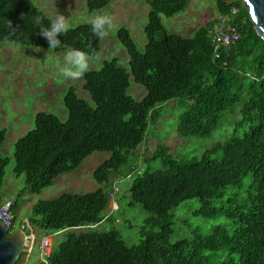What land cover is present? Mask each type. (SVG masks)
<instances>
[{
  "label": "trees",
  "instance_id": "16d2710c",
  "mask_svg": "<svg viewBox=\"0 0 264 264\" xmlns=\"http://www.w3.org/2000/svg\"><path fill=\"white\" fill-rule=\"evenodd\" d=\"M113 1L87 3L94 11ZM145 1L151 7L145 51L140 50L129 27L121 26L117 33L129 53L130 68L114 58L100 69L89 70L83 77L89 98L80 96L73 85L64 91L67 120L40 111L35 127L17 140L13 173L25 176L27 185L37 193L62 174L81 167L95 152L110 153L93 172L99 185L96 190L40 199L29 220L43 231L41 238L68 228L65 239L54 246V264H264V39L243 0H215L220 15L238 9L233 23L242 35L236 45L221 46L217 51L209 30L219 17L186 37L170 31L162 15L185 12L191 0ZM35 16L43 17V26H49L52 16L35 0H0V44L49 48L34 23ZM60 39L61 45L53 48L58 52L73 48L102 51L103 39L93 35L89 23L70 26ZM133 79L146 88L141 100L130 93ZM174 101L183 109L178 123L181 136L211 137L225 119L231 125L236 120L235 129L231 131L230 125L201 156L176 155L164 144L151 155L139 153L149 119L153 125L159 120L161 112L153 109ZM247 124L250 130L242 135ZM7 135L8 129L1 128L0 190L13 160L2 151ZM220 152L221 160L212 158ZM141 157H145L143 172ZM131 172V185L125 188L131 193L129 205L141 204L151 213L140 243L128 244L118 228L100 229L103 223L81 231L72 229L102 222L110 204L107 186ZM249 176L246 192L232 193L226 204L217 205L220 194L231 187L242 189ZM191 198L200 200L196 215H226L236 221L234 232L229 234L218 226L209 234L195 231L192 238L172 242V211ZM226 249L231 255L221 261H213L205 253Z\"/></svg>",
  "mask_w": 264,
  "mask_h": 264
},
{
  "label": "rangeland",
  "instance_id": "374dc122",
  "mask_svg": "<svg viewBox=\"0 0 264 264\" xmlns=\"http://www.w3.org/2000/svg\"><path fill=\"white\" fill-rule=\"evenodd\" d=\"M35 1L52 17L57 12L65 15L70 26L89 23L90 18L97 13H107L113 18V26L109 30V35L102 40V51L99 54L101 59L99 61L95 58L91 59L90 70L100 69L107 60L114 58L119 59L123 66L130 68L129 53L117 35L121 26H127L131 29L140 50L145 51L146 49L148 38L145 29L149 23L151 7L145 0H114L106 8L94 11L89 10L88 0ZM219 16L215 0H191L185 12L173 17L162 15L164 23L170 31L186 37L192 36L199 26L207 24ZM68 50L70 49L58 52L53 48L27 46L17 42L0 44V129L4 127L8 129L7 141L2 151L12 159L15 155L17 140L35 127V118L38 112H52L61 117L62 120H67L68 111L63 102V94L68 87L73 85L77 88L80 96L90 97L89 92L83 87V78L78 80L65 79L59 73L58 66L63 64V57ZM130 93L136 99L141 100L146 93V88L133 79ZM153 110L161 112L159 120L157 124L153 125L152 120L149 119L150 123L138 144V152L145 153V155H151L159 144H164L170 146L172 153L176 155L201 156L212 147L217 139L222 138L228 132L231 125L230 122L226 123L227 120L225 119L226 121L224 120L220 130L211 137H185L181 136L178 130L179 113L183 110L178 102L174 101ZM228 117L233 119L232 114H229ZM236 123V120L232 122L231 131L235 129ZM222 128L224 129L222 130ZM249 130L250 125L247 124L240 133L243 135ZM222 156L220 152L212 158L221 160ZM109 157V152L99 151L89 156L81 165L79 172L82 177L86 180V177H89L93 184H98L93 178L94 169ZM140 161V171L143 172L145 171V157H141ZM151 162L155 163V161ZM13 163L14 159L7 168V176L0 190V195L17 196L18 204L13 209L14 228L18 230L23 221L25 222V219L28 218L30 223L28 231L33 229L37 235L35 241L38 243L43 231L31 224L29 220L33 215V203L44 197L55 199L61 193L79 194L94 190L87 184L75 189L73 188L74 184L68 182V184L61 186L47 187L41 193H37L27 185L25 176L17 177L14 175ZM251 178L249 176L245 179V186L242 189L231 187L225 194H220L216 202L217 205L226 204L232 193L241 192L243 194L246 192ZM131 182V180L121 182L120 190L115 196L120 208L112 212L110 202L106 210V214L110 215V218L105 220L100 229L118 228L127 243L133 245L142 241V230L151 213L141 204L129 205L131 193L125 188L128 189ZM113 187L114 184L107 186V192H110ZM199 205V198H191L182 202L172 211L174 215L172 242L183 238H192L195 231L209 234L213 228L218 226L226 229L229 234L234 232L237 226L235 220L226 215L212 218L196 215L195 211ZM66 235L67 230L54 235V244L61 243ZM205 253L209 254L213 261H221L231 255L229 249L206 251ZM38 254L37 249L32 252L27 250L17 264H25L28 259L29 263L33 264L39 257ZM233 256L239 257L238 254H233Z\"/></svg>",
  "mask_w": 264,
  "mask_h": 264
},
{
  "label": "clouds",
  "instance_id": "9594fccd",
  "mask_svg": "<svg viewBox=\"0 0 264 264\" xmlns=\"http://www.w3.org/2000/svg\"><path fill=\"white\" fill-rule=\"evenodd\" d=\"M42 20L43 17L41 16L34 17V23L39 26V34L48 41L49 48L59 47L61 45L60 37L66 35L70 30L69 21L60 12L50 18V24L47 27L43 26ZM88 22L91 25L93 35L99 39L106 38L113 26V18L107 13H97ZM9 24L11 25L12 22L9 21ZM93 58L97 61L101 59L95 51L85 52L81 49H70L63 57V64L58 66L59 73L65 79H82L90 70V60ZM24 229L26 230V228Z\"/></svg>",
  "mask_w": 264,
  "mask_h": 264
},
{
  "label": "built area",
  "instance_id": "2783aa9c",
  "mask_svg": "<svg viewBox=\"0 0 264 264\" xmlns=\"http://www.w3.org/2000/svg\"><path fill=\"white\" fill-rule=\"evenodd\" d=\"M238 12L237 8L232 9V14H225V15H220L219 19L216 23H214L209 30V36L211 37L213 43L216 46V51L221 47V46H234L236 45L242 38V35L237 28V26L234 25L233 23V14ZM216 56L219 57V53H216ZM134 172L137 171V168L133 167ZM131 172L127 178L114 182V187L112 190L109 192L108 197L110 199L111 205V211H117L120 206L119 203L115 200L116 193L120 190V185L123 183V181L131 180L133 173ZM122 182V183H121ZM16 205V200L14 198L6 199V198H0V213L1 211L6 208L8 211V215H12V219L9 224V230L10 232L15 231L16 229L14 228L13 224V208ZM109 216L107 215L104 220L100 223H95V224H89V225H84V226H76L73 227L72 229L79 231V230H86V228H91V227H96L100 225L101 223H104L105 220H107ZM25 228V225L22 226ZM68 228L63 229L61 231L51 233L49 235H45L40 239V242L34 241L32 239L30 242L31 244L29 245L30 251H33L34 249H37L39 253V261L38 264H54L53 263V251H54V235H57L63 231H66ZM34 246V248H33Z\"/></svg>",
  "mask_w": 264,
  "mask_h": 264
},
{
  "label": "water",
  "instance_id": "95a60500",
  "mask_svg": "<svg viewBox=\"0 0 264 264\" xmlns=\"http://www.w3.org/2000/svg\"><path fill=\"white\" fill-rule=\"evenodd\" d=\"M243 1L249 8L250 19L257 33L264 39V0ZM12 217L6 208L0 213V264H17L22 254L29 249L30 241L37 238L33 229L30 233L23 227L10 232Z\"/></svg>",
  "mask_w": 264,
  "mask_h": 264
},
{
  "label": "crops",
  "instance_id": "0c3cea01",
  "mask_svg": "<svg viewBox=\"0 0 264 264\" xmlns=\"http://www.w3.org/2000/svg\"><path fill=\"white\" fill-rule=\"evenodd\" d=\"M80 169H81V167L77 168V169L74 170V171H71V172H68V173H64V174H62L60 177H58V178L55 180V182H54V184H53L52 186H55V185H56V186H61V185H63V184H68V182H69V183H73V184H74V187H73V188H75V189L80 188L81 186L87 184V185L93 187L94 190H96V189L99 187V185L96 184V183L93 184V183L91 182V179H90L89 177H86L87 180H86L84 177H82V174L79 172ZM94 170H95V169H94ZM61 194H63V193H61ZM59 196H60V195H59ZM0 198H6V199L14 198V199L16 200V205H15V206H17V204H18V198H17V196L8 197L7 195H0ZM43 199H51V198L44 197ZM34 204H35V203H33L32 206H33ZM28 223H29V222H28V218H26V219H25V222L23 221L21 227H22L23 225H25V228H27L28 225H30V223H29V224H28ZM21 227H20V228H21ZM28 228H29V227H28ZM38 255H39V254H38ZM29 257H30V256H29ZM28 260H29V259H28ZM28 260L25 262V264H30ZM38 261H39V257L37 258V260H36L33 264H38Z\"/></svg>",
  "mask_w": 264,
  "mask_h": 264
}]
</instances>
